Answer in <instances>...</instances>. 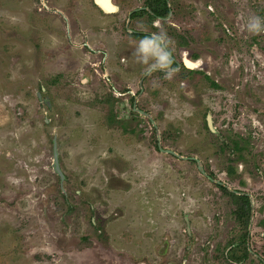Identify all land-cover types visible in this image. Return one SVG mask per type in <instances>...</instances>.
Masks as SVG:
<instances>
[{
	"label": "rangeland",
	"instance_id": "rangeland-1",
	"mask_svg": "<svg viewBox=\"0 0 264 264\" xmlns=\"http://www.w3.org/2000/svg\"><path fill=\"white\" fill-rule=\"evenodd\" d=\"M110 1L0 0V264H264V0ZM159 31L170 78L134 55Z\"/></svg>",
	"mask_w": 264,
	"mask_h": 264
},
{
	"label": "clouds",
	"instance_id": "clouds-1",
	"mask_svg": "<svg viewBox=\"0 0 264 264\" xmlns=\"http://www.w3.org/2000/svg\"><path fill=\"white\" fill-rule=\"evenodd\" d=\"M251 34H260L264 32V19L259 16H251L243 26ZM171 38L164 31L151 33L137 42L134 55L137 62L146 65L145 75H151L154 72L161 71L165 73L166 78H170L174 69L171 53Z\"/></svg>",
	"mask_w": 264,
	"mask_h": 264
},
{
	"label": "trees",
	"instance_id": "trees-1",
	"mask_svg": "<svg viewBox=\"0 0 264 264\" xmlns=\"http://www.w3.org/2000/svg\"><path fill=\"white\" fill-rule=\"evenodd\" d=\"M148 7L150 8V11L153 15V17H164L168 14L169 12V8L167 7L166 5V1L165 0H151L150 2H148ZM172 67H175V65H171ZM231 143V145H229V148L231 149V155H234L235 153L239 155H241L240 153L243 151V148L244 146L243 145H240V143L242 142L243 144V141L241 138H236V139H232V138H226L225 140H227ZM238 140V141H237ZM219 141H221L222 143H224L223 145H227L225 143V141L223 142L222 139L219 138ZM240 157V156H239ZM210 177H212V175L210 174L209 175ZM219 189H221V191L223 193H225L227 196H229L231 198V202L233 203L234 207V211H233V215L235 217V219H237L238 221L239 220H245V224L244 226L246 227L247 226V223H248V219H249V200L247 197L245 196H234L233 194H230L228 193L223 187L221 186H218ZM245 236L246 234L244 233L243 235V242L245 244L246 240H245ZM246 245V244H245ZM237 244L236 246H232L230 247V249L227 251L228 253L227 254H224L226 255L227 259H228V264H236V263H243V261L246 259V255L249 254V252L247 253V250H246V246L241 249L245 251V255H238L236 252H237ZM231 253V254H230Z\"/></svg>",
	"mask_w": 264,
	"mask_h": 264
},
{
	"label": "water",
	"instance_id": "water-1",
	"mask_svg": "<svg viewBox=\"0 0 264 264\" xmlns=\"http://www.w3.org/2000/svg\"><path fill=\"white\" fill-rule=\"evenodd\" d=\"M107 1V0H106ZM109 1V0H108ZM93 3H94V5L95 6H97L98 8H100L101 9V11H104L105 13H106V10H107V7H106V3H103V1L102 0H93ZM111 6V5H110ZM110 10L112 11L113 9L110 7ZM113 12V11H112ZM170 15V12L168 13V16ZM186 66H188L190 69H192L193 67H194V65L193 64H191V63H186ZM47 105H49V103L47 102ZM136 111L140 114V115H142V116H144V117H147V118H150L149 117V115L148 114H146V113H144V112H142V111H139V110H137L136 109ZM150 122L152 123V125H153V127L155 128V125H154V122H153V120L150 118ZM206 122H207V125H208V129L211 131V132H214L213 131V129H212V126H211V122H210V115H208L207 116V119H206ZM53 147H54V151H53V164H52V167H53V169H54V171H55V173L58 175V177H59V179H60V181L61 180H63V175H62V172L60 171V169H59V167H58V161H57V153H56V147H55V143L53 144ZM158 149L160 150V152H162V153H166V154H169V155H172V156H174V157H177V158H179V159H182V160H189V159H186V158H183V157H180L179 155H177L176 153H174L173 151H171V150H163L162 148H161V145H160V143H158ZM196 161V163L198 164V161L197 160H195ZM198 170L200 171V173L202 174V175H204L210 182H213V183H215L216 185H219V186H223V184L222 183H220L219 181H216V180H213V179H211L210 177H208L204 172H203V170H202V168L201 167H198ZM246 197H248V195H246V194H244ZM248 200L250 201V206H249V209L251 210V215H252V200H251V197L249 196L248 197Z\"/></svg>",
	"mask_w": 264,
	"mask_h": 264
},
{
	"label": "flooded vegetation",
	"instance_id": "flooded-vegetation-1",
	"mask_svg": "<svg viewBox=\"0 0 264 264\" xmlns=\"http://www.w3.org/2000/svg\"><path fill=\"white\" fill-rule=\"evenodd\" d=\"M93 1V0H92ZM166 1V0H165ZM166 5H167V3H166ZM168 7V6H167ZM118 10V9H117ZM169 12H170V9H169ZM152 14V13H151ZM155 18H163V17H155ZM133 34H138V33H133ZM139 34H143L144 35V33H139ZM138 34V35H139ZM145 35H148V34H145ZM123 59V58H122ZM173 65H175V67H173L174 69H177V64H176V62L173 60V63H172ZM43 90V89H42ZM140 91H142L143 92V89L141 88L140 89ZM141 92V93H142ZM127 93H129V94H131V92H129V91H126L124 94H122V96L123 95H125V94H127ZM132 95V94H131ZM134 96V95H133ZM38 97H40L39 95H38ZM130 99V98H129ZM43 101V100H42ZM43 102H45L46 103V106L47 107H49L48 105H47V102H48V100H47V98H45L44 99V101ZM134 102V103H133ZM130 107H131V110L133 111V112H136V113H138L137 111H136V109L137 110H139V111H142V112H144V113H146L145 111H143V110H141V109H138V108H136V102L135 101H133V98H132V104L130 105ZM146 114H148V113H146ZM138 115L140 116V114L138 113ZM149 115V114H148ZM142 116V115H141ZM150 116V115H149ZM142 117H144V116H142ZM115 120H116V122H117V117H115ZM149 120V123L151 124V126H152V129L154 130V127H153V125H152V123L150 122V119H148ZM162 148V147H161ZM156 149L160 152V150L158 149V144L156 145ZM163 150H164V148H162ZM166 150V149H165ZM208 177H210V176H208ZM211 178V177H210ZM186 217H184V219H185Z\"/></svg>",
	"mask_w": 264,
	"mask_h": 264
},
{
	"label": "bare ground",
	"instance_id": "bare-ground-1",
	"mask_svg": "<svg viewBox=\"0 0 264 264\" xmlns=\"http://www.w3.org/2000/svg\"><path fill=\"white\" fill-rule=\"evenodd\" d=\"M102 1H103V3H106V2H107V3L105 4L106 7H107V11H106V12H108V11H109V12H112V11L114 12V11L116 10V7L112 4V2H111L110 0H109V1H108V0H107V1H106V0H102ZM110 5H111V6H110ZM110 7L113 9L112 11L110 10ZM185 64H186V63H185Z\"/></svg>",
	"mask_w": 264,
	"mask_h": 264
}]
</instances>
